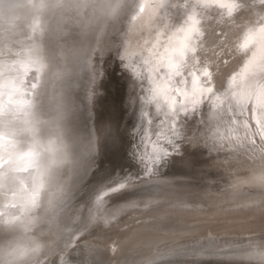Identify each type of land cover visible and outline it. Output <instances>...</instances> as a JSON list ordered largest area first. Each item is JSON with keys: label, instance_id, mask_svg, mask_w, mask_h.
I'll return each instance as SVG.
<instances>
[{"label": "water", "instance_id": "1", "mask_svg": "<svg viewBox=\"0 0 264 264\" xmlns=\"http://www.w3.org/2000/svg\"><path fill=\"white\" fill-rule=\"evenodd\" d=\"M28 2L36 6L33 18L27 7L21 4V0H0V57L9 61L8 69L3 74L0 72V76L4 77L9 88H16L15 84H20L15 83L19 78L13 70V63L19 60L16 53L21 55L27 48L24 41L15 38L14 26L19 24H23L24 33L27 34L25 42L30 37H37L49 48L42 54L46 65L53 60L54 68L55 63L62 62L69 67L71 76L65 81V90H60L59 82L56 85L50 78L43 90L39 88L40 95H35L34 100L32 95L35 90L26 92L28 105L33 106L29 109L34 108L39 117V134L34 140V145L38 147L39 159L43 161L44 158L49 164V169L39 176L40 170L36 171L38 168L31 166L32 172L25 177L24 173L27 172H24L23 167H17V162L11 164V175H4L5 184L0 186L1 201L6 197L14 198L4 185L16 188L24 184V189L28 191L34 182L39 183V176L43 178L44 190L47 192L45 206L37 213V219L44 218L40 220L39 226L44 227L47 223L52 225L45 212L48 201L64 195L69 196L68 205H72L69 208L72 210V216L79 215L83 219L88 214L83 210L92 206L93 192L98 186L117 175L124 177L131 174L133 177L139 175L141 179L132 182L126 194L127 201L115 200L109 204L108 211L119 209L115 218L108 219L107 223L97 221L87 230L90 231L97 225L109 227L115 220L133 211L140 213V216L156 212L165 213V201L170 203L167 206V217L160 222L163 228L177 220L175 209L181 208L186 211L184 217H193V212L229 217L245 212L264 214V211H261L264 208V185L256 176L257 167H251L254 161L264 159V147L257 143L261 147L263 157H256V151L260 147L253 148L251 145H245L235 151L212 150L210 137L216 130V118L212 111H207L204 117H201L206 118V123H201L200 120L192 121L183 129V136L187 139L179 138L176 147L153 168L150 175H144L142 166L133 158V144L136 141L134 130L139 129L141 110L146 106L136 99L138 89L134 87L128 75L122 72L117 54H124L125 48L134 47L137 40L147 35V16L137 15L139 6L146 0ZM5 5L18 6L6 9ZM260 8L258 3H253L251 9L231 21L222 18L218 10H206L204 28L208 41L214 40L215 33L220 32L224 34V43L230 45L240 34L241 28L260 14ZM171 11L176 12L175 9ZM7 19L11 20L7 22ZM10 22L14 25H10ZM51 22L61 29H66V32L60 33L61 37L60 34H54L52 37V29L48 26ZM142 29L145 31H141ZM54 37H58L59 45L54 43ZM225 58L229 63L226 66L221 65L217 75V85L221 88L224 87L228 74L238 69L243 60L242 55L230 56L227 52ZM32 77L38 81L35 74ZM30 154L34 157L36 153ZM0 158V169L5 170L6 164L2 157ZM66 165L68 169L65 168ZM20 175H23L26 182L21 181ZM241 175H247L248 182L242 181V185L231 188V183L241 184L238 182L241 181L238 178ZM260 191L263 193L257 195ZM156 192H161L166 198L149 204L143 202L144 195ZM132 198L142 201L134 204ZM33 202H29V209ZM7 203L0 205L1 227L13 217L4 218L8 213L5 214L3 208L10 207ZM127 203L129 209L124 206ZM193 204L196 205L192 206ZM20 205L18 203V209ZM187 206L198 209L191 210ZM20 214L18 211V215ZM18 215L12 219H18ZM62 218L59 215L57 221ZM87 230H84L82 235L87 233ZM190 259L193 264H209L206 260H198L196 257Z\"/></svg>", "mask_w": 264, "mask_h": 264}, {"label": "snow or ice", "instance_id": "2", "mask_svg": "<svg viewBox=\"0 0 264 264\" xmlns=\"http://www.w3.org/2000/svg\"><path fill=\"white\" fill-rule=\"evenodd\" d=\"M253 3L261 6L260 14L241 28L235 41L225 44L220 32L208 41L206 10H218L222 18L231 21L251 9ZM140 14L149 20L147 35L134 47L125 48L124 54L118 53L117 59L122 72L138 89L136 99L146 106L141 110L139 129L134 130L132 150L143 174L150 175L176 147L179 138L187 139L183 129L190 122L206 123V118L201 117L207 111L216 118V130L210 137L212 150L235 151L245 145L255 148L258 142L264 147V0H146L139 6L137 15ZM225 52L230 56L240 54L243 60L221 88L217 75L221 65L229 63ZM140 179L139 175H117L102 183L94 190L92 207L83 219L68 215L63 200H49L45 212L52 223L64 213V230L68 234L65 247L47 256L43 254L47 248L42 251L34 240L30 246L10 244L0 250V264H72L68 256L73 239L93 223L115 218L119 209L108 211L109 204L125 199L132 182ZM260 181L264 185V173ZM73 225L78 227L74 230Z\"/></svg>", "mask_w": 264, "mask_h": 264}, {"label": "bare ground", "instance_id": "3", "mask_svg": "<svg viewBox=\"0 0 264 264\" xmlns=\"http://www.w3.org/2000/svg\"><path fill=\"white\" fill-rule=\"evenodd\" d=\"M28 1L21 0V4L27 7L28 13L33 18L36 6ZM9 20L7 19V22ZM10 25H14V23L10 22ZM48 26L50 30L52 29V37L54 34L66 32V29L59 28L53 22ZM14 29L15 38L24 41L27 50L21 55L16 53L19 60H15L13 63L15 64L13 70L17 72V78H19L15 83H20L19 85L15 84L16 88H9L4 77L0 76V157L9 170L0 169V186L5 184L4 175H11L12 170L9 166L15 162L18 164L17 167L21 166L22 169H27L24 171L27 172L24 173L25 177L32 172V167L38 168L36 171L40 170L39 176L49 169L48 162L44 158L43 161L39 159L38 147L34 145V140L39 134V117L34 108L29 109L33 106L28 105L29 101L25 96H27L28 90L32 92L35 90L32 95L34 100L35 95L37 97L40 95L39 91L45 88L50 78L55 84L59 82L60 90H65V81L71 76L69 67L62 62L55 63L54 68L53 60L48 62V66L46 65L42 54L47 47L37 37H30L25 42L27 34L24 33L23 24L14 26ZM53 41L59 45L58 37L56 39L54 37ZM16 62L18 63L16 64ZM8 64V59L0 57V72L2 74L8 69ZM34 74L40 82L35 81V78L32 77ZM32 84H35V87H32ZM39 88L41 89L39 90ZM71 110L73 111V106ZM256 146L260 147V145ZM31 152L33 154L35 152L37 155L35 154L33 157ZM260 156L263 157L261 147L256 151V157ZM251 167H257L256 176L260 180V175L264 173V159L254 161ZM65 168L68 169V166L66 165ZM39 176V183L34 182L28 191L26 188L24 189V184L18 185V188L4 185L7 187V192L14 196L11 199L6 197L3 201L0 200V205L8 202L6 205L10 206L8 209L2 207L4 213H8L4 218L8 219L12 216L15 218L18 211L21 214L18 215V219L10 218V222L8 221L2 227L0 225V250L8 248L10 244L30 246L32 240L40 244L42 251L45 247L47 248V251L43 252L47 256H51L52 252H58L65 247L68 234L64 230L63 218L60 221L56 220L52 225L46 222V226H39L42 218L37 219V213L41 207L45 206L44 199L47 193L44 190V180ZM20 178L23 183L26 182L23 175H20ZM238 178L241 180L238 181L241 184L231 183V188L242 185V181L243 183L248 182L247 175H241ZM257 193H259L257 195H261L263 191ZM144 197L145 199L142 200L146 204L166 198L161 192L146 194ZM222 199L225 200L223 197ZM31 200L34 202L29 209ZM56 200H63L66 205L65 212L72 216V210L69 209L72 205H68L69 196L64 195ZM142 200L132 198L134 204ZM18 203L21 204L19 209ZM169 203L170 201L164 202L165 213L156 212L148 216H140V213L133 211L115 220L109 227L97 225L96 228L87 230L88 232L85 231L87 233L73 239V247L68 259L72 261V264H193L190 257H196L198 260H206L209 264H224L223 262H228V264H264V255H261L264 252V214L245 212L229 217L193 212L191 213L193 217H184L183 214L186 211L181 208L175 209L177 220L172 225L163 228L160 222L167 217L166 211H169L167 207ZM34 204H38L39 207H35ZM124 206L129 209L128 203ZM91 207L90 205L86 210H83L85 214ZM188 209L198 208L189 207ZM6 210L8 211L6 212ZM1 211L0 208V213H2ZM261 211H264V208ZM171 212L173 213V211ZM60 216L64 217V213H60ZM75 228L76 225H73L74 230ZM223 249L224 251H222ZM242 253H247V255L244 256Z\"/></svg>", "mask_w": 264, "mask_h": 264}, {"label": "clouds", "instance_id": "4", "mask_svg": "<svg viewBox=\"0 0 264 264\" xmlns=\"http://www.w3.org/2000/svg\"><path fill=\"white\" fill-rule=\"evenodd\" d=\"M12 7H15V5H5V8L8 9V8H12Z\"/></svg>", "mask_w": 264, "mask_h": 264}]
</instances>
